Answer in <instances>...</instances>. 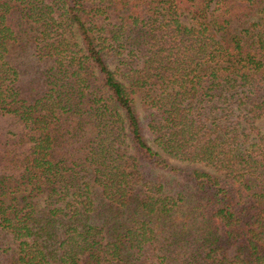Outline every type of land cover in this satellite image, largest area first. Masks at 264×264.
Segmentation results:
<instances>
[{
    "label": "trees",
    "instance_id": "1",
    "mask_svg": "<svg viewBox=\"0 0 264 264\" xmlns=\"http://www.w3.org/2000/svg\"><path fill=\"white\" fill-rule=\"evenodd\" d=\"M0 264H264V0H0Z\"/></svg>",
    "mask_w": 264,
    "mask_h": 264
},
{
    "label": "rangeland",
    "instance_id": "2",
    "mask_svg": "<svg viewBox=\"0 0 264 264\" xmlns=\"http://www.w3.org/2000/svg\"><path fill=\"white\" fill-rule=\"evenodd\" d=\"M170 163L172 166H176V167H180V168H189V169H200V170H203V171H206V172H210V173H215L213 170H211L210 168H205L201 165H189V164H186V163H182V162H177V161H174V160H170Z\"/></svg>",
    "mask_w": 264,
    "mask_h": 264
}]
</instances>
